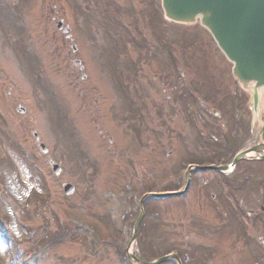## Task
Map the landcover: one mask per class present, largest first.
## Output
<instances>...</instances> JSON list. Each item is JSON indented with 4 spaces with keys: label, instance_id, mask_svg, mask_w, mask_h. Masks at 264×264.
I'll return each mask as SVG.
<instances>
[{
    "label": "rangeland",
    "instance_id": "374dc122",
    "mask_svg": "<svg viewBox=\"0 0 264 264\" xmlns=\"http://www.w3.org/2000/svg\"><path fill=\"white\" fill-rule=\"evenodd\" d=\"M75 1L0 0V264L5 263L9 247L16 248L18 257L29 255L25 264H130L123 251L132 236L141 194L154 184L157 188L150 190L177 183L183 187L184 180L179 179L185 178L184 173L177 178L173 171L183 158H193L192 152L204 151L203 157L209 159L208 147L215 142L209 132L222 137V127L231 124V103L226 109L224 102L237 101L244 117L251 114L248 101L242 106L236 99L248 100L251 92L236 83L229 62L199 23H164L160 0H95L93 7L79 0L70 6ZM108 4L116 14L132 13L125 19L127 27L119 21L121 32L125 29L124 44L119 33L116 38L115 32H108ZM156 5L163 26L151 44L149 35L144 39L135 30L146 24V12L156 10ZM59 18L72 30L70 43L56 28ZM98 37L108 43L113 69ZM139 37L148 49L134 45ZM155 50L170 55L175 68L171 91L163 89L169 70L148 58ZM124 52L144 54L137 67L145 84L140 86L143 115L133 125L131 100L126 105L122 97L131 98L139 86L134 83L127 91L116 85L114 90L109 79L114 73L116 78L123 74L124 66L117 60ZM75 58L91 66L85 69V80ZM161 61L165 60L158 57ZM182 86L190 88L187 99L177 96ZM206 94L212 100L206 105L209 112H221L214 118L208 110H200L198 97ZM136 104L134 108L140 102ZM18 106L25 108L24 114ZM33 131L48 148L46 154ZM198 132L206 136L208 146H200ZM188 146L194 151L189 152ZM49 161L60 164L63 171L54 174ZM238 174L229 178L237 182ZM253 176L263 181L259 172ZM225 180L217 172L198 173L187 196L145 204L134 253L146 261L175 250L184 264H264V223L253 226L243 210L264 205V185L255 188L248 182L233 190L227 183L220 189ZM66 182L74 185L72 194L63 191ZM61 233L62 240L55 242L52 237Z\"/></svg>",
    "mask_w": 264,
    "mask_h": 264
},
{
    "label": "water",
    "instance_id": "95a60500",
    "mask_svg": "<svg viewBox=\"0 0 264 264\" xmlns=\"http://www.w3.org/2000/svg\"><path fill=\"white\" fill-rule=\"evenodd\" d=\"M162 6L166 16L175 21H194L200 17L234 62V75L243 84L253 80L257 85H264V0H162ZM53 169L56 173L61 171L57 164H53ZM73 189L70 183L64 185L68 194ZM140 221L138 218L135 224L133 240ZM128 257L138 264H157L166 259L148 263L130 253ZM175 259L179 262V258L175 256Z\"/></svg>",
    "mask_w": 264,
    "mask_h": 264
},
{
    "label": "flooded vegetation",
    "instance_id": "af4514ba",
    "mask_svg": "<svg viewBox=\"0 0 264 264\" xmlns=\"http://www.w3.org/2000/svg\"><path fill=\"white\" fill-rule=\"evenodd\" d=\"M115 2V0H113ZM155 12V11H154ZM153 12H146V19L147 24L145 26H141L139 29L143 31L144 36L146 38V35H149L151 44H154L155 40H157L156 34H157V23L154 22V17L152 16ZM52 20L55 19L54 16L51 17ZM151 19V20H150ZM65 39L70 43V41H73L72 38H67ZM140 47H142V44L140 42L137 43ZM152 59L154 60V55H152ZM74 64L77 65V68L81 69V64L79 63L78 59L73 60ZM169 64V63H168ZM170 72H167V76H169L172 72L171 69H169ZM184 76V72H182ZM238 84V83H237ZM170 84L167 81V88L165 89V92H168V90H172L170 88ZM189 86L188 89L181 90L182 93L179 94V98H188L189 97ZM251 92V91H249ZM217 93L214 92L210 97L216 95ZM209 96L204 95L202 98L198 97V102L201 106V109H207V104L210 103L211 98ZM166 98L170 99V95L167 94ZM234 99V98H233ZM241 101V105L244 106V104L247 102L248 103V108H250L251 114L249 117H244V110L238 106L237 101H226L224 102V106L226 109H228V104L230 105L231 103V124L230 127L227 129H223L222 137H216L215 134L212 132H209V136L211 135L212 139L215 140L213 142V146H209L210 155L209 159H205L203 157L204 151L200 153L192 152L195 153L193 154L190 159H194L198 161H213L216 162L218 165L226 166L225 164H228L233 160V158L238 155L240 152L250 149L249 153H247L244 157L240 158L241 160L237 161L233 168L230 169L229 171H220L219 174L224 177L228 178L227 182L226 180L224 181V184L221 183L220 189H223L226 187L227 183L232 187L233 190H241V188H244L247 186L248 182H252L255 185V188H260L258 184L264 185V137L263 134L261 133L262 127H263V122H264V106L255 107L254 101H253V92H251V98L246 99V97L241 96V98H236ZM172 102V101H171ZM126 103V101H124ZM174 102L171 103V105ZM233 103V104H232ZM188 108L192 109L195 115L198 113L195 112V110L191 107L189 102L187 103ZM190 105V106H189ZM125 106V105H124ZM126 107V106H125ZM185 108V105H184ZM213 112H208L211 114V116L214 118V115H219L221 112L219 110L212 109ZM184 112L186 114V109H184ZM200 113V112H199ZM142 114V111H141ZM188 114L191 115V111L189 110ZM143 115V114H142ZM141 115V116H142ZM204 115V114H203ZM248 116V115H247ZM172 120V118H171ZM228 126V123H227ZM198 143L200 144L201 147L204 145L208 146V139H205V135L203 133L198 132ZM220 139H222L221 142ZM188 151H194L190 146H188ZM251 151V152H250ZM171 152V150H170ZM172 153V152H171ZM197 155V156H194ZM237 171L240 175V178L238 179L237 182H235L233 179H230L229 176L234 174ZM255 172H259L260 175H262L263 181H257L255 180V177L253 176ZM247 173V174H246ZM249 173V174H248ZM238 177V176H237ZM254 198V194H252ZM258 200V198H256ZM243 210H246L247 216L250 218V220L253 223V226L256 222H263L264 223V205L263 202L259 203L258 210H253V209H248L243 208ZM243 226V232H246V225L242 223ZM246 234V233H244ZM247 235V234H246ZM245 235V237H246ZM247 238V237H246ZM261 243L263 244L264 247V237H261Z\"/></svg>",
    "mask_w": 264,
    "mask_h": 264
},
{
    "label": "bare ground",
    "instance_id": "6f19581e",
    "mask_svg": "<svg viewBox=\"0 0 264 264\" xmlns=\"http://www.w3.org/2000/svg\"><path fill=\"white\" fill-rule=\"evenodd\" d=\"M247 87L251 90H255V92L259 93L262 92L260 94V100L257 104V106H262L264 105V87L260 86V87H255L252 83L247 82Z\"/></svg>",
    "mask_w": 264,
    "mask_h": 264
}]
</instances>
